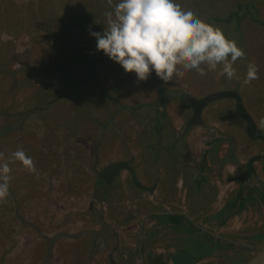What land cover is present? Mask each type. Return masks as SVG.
<instances>
[{"label": "rangeland", "instance_id": "obj_1", "mask_svg": "<svg viewBox=\"0 0 264 264\" xmlns=\"http://www.w3.org/2000/svg\"><path fill=\"white\" fill-rule=\"evenodd\" d=\"M183 1L176 0L185 9ZM203 1L204 4L197 2L200 10L209 14L214 11L213 4L218 0ZM117 2L113 0L114 4ZM42 5L59 14L56 29L60 24L63 27L64 21H60L63 16L90 12L85 23L91 25L85 27L84 36L80 38L82 44L76 45L81 54L72 57L69 54V47L76 43L75 32L56 39L53 29L46 30L43 25H36L28 18L27 12ZM258 5L261 8L256 14L257 22L247 18L249 37L243 36V42H237L246 53L245 58L238 59L234 64L239 78L246 76V63L255 62V56L264 54V0H259ZM111 10L112 6L108 5L107 0H0V152L7 158L12 152L23 149L36 167L33 173L19 161L10 163L12 179L9 196L0 202V264H38L42 258L44 263L41 264H74L72 236L87 230L101 232L104 227L119 234L120 255L134 256L132 245L133 242L137 243L139 220L150 212L151 196L148 193L143 196L136 190L137 195L128 196L131 202L122 205L121 212L112 214L105 210V207H109L102 203V196L92 195V190L85 187L88 184L91 188V183L92 188L95 187L93 172L86 169L95 160L93 152L97 135L93 127L106 123L110 118L114 123L110 132L113 138L106 141V152L103 153V150L100 153L101 167L111 160L134 156L135 160L146 161L143 172L147 178L153 182L163 181L167 188L172 186L174 189L173 161L169 160H180L183 152L181 145H173L178 137L172 135L171 129L176 128L180 132L183 127L181 109L184 100L178 92L184 90L187 82L192 93H196L194 83L202 88L201 94L224 88L222 80L227 77L220 74L222 65L216 71H208L203 77L195 71L187 72L169 84H164L155 72L147 81L137 82L135 73L125 72L103 51L96 50V38L89 33L90 28L94 32L103 31L106 20L104 12ZM199 18L207 21L205 17ZM94 19L100 27L93 28ZM231 30L228 26L226 34L231 35ZM60 62L64 72L69 66L73 68L71 76L55 71L60 68L57 65ZM29 66L36 69L33 73L31 70L30 75L26 73ZM75 77L86 79L90 84H84L77 93L74 83L69 88H63V83ZM202 78L206 79L199 81ZM262 88L264 85L252 84L251 99ZM60 92L64 94L57 96ZM163 92L166 97L161 99ZM40 101L44 104L41 107H45V104H50V107L27 116L32 106ZM247 101L254 102L250 97ZM81 102L84 106L82 111L79 109ZM77 104L80 111H75ZM221 106L228 111L226 102H222ZM159 112L167 113V126L170 127L165 132L160 128L163 132L159 135L160 140L146 131ZM227 117H231V114ZM206 121L213 126L212 117L207 115ZM236 123L240 125L239 121ZM243 130V127L240 128L242 135ZM96 131L100 133L99 129ZM139 134L144 136L140 137ZM172 145L176 149H171ZM146 152L148 154L144 156ZM240 157L246 159L243 153H240ZM135 172L139 180L146 183L142 171L135 168ZM124 192L126 197L130 195L126 190ZM158 194L156 196L160 197ZM92 200L95 204L91 215L87 210ZM135 204L138 206L134 208ZM61 232L66 236L54 243V250L44 259L48 239ZM87 239L94 245L99 244V238L93 235ZM188 241L191 251H206L207 247L200 245L201 242L195 239ZM145 249L146 253L148 247ZM104 254L97 259L108 264ZM229 255V252L220 255L221 259L226 257V264H236L241 260L235 255L236 260L232 262ZM132 259L139 261V258ZM243 260L241 264L247 261V256Z\"/></svg>", "mask_w": 264, "mask_h": 264}, {"label": "flooded vegetation", "instance_id": "obj_2", "mask_svg": "<svg viewBox=\"0 0 264 264\" xmlns=\"http://www.w3.org/2000/svg\"><path fill=\"white\" fill-rule=\"evenodd\" d=\"M258 1L218 0L213 4L214 11L209 14L200 10L197 2L204 4L203 0H184L183 5L185 9L195 12L199 17L207 18V23L219 27L229 39L240 44L243 42V36L249 37L247 35L249 33L247 18L250 17L256 22L258 20L256 14L261 8ZM222 4L227 6L223 7ZM228 26L232 29L231 35L226 34ZM248 42L250 43L249 39ZM249 47L250 44L247 49ZM255 58L254 63L258 66L259 79L253 80L250 85H243L244 78H233L230 83H228L229 79L225 78L222 80V84L227 89L219 88L201 94L202 88L199 87L198 83H194L193 88L196 93H192L187 82L184 90L178 92L184 100V107L181 109L183 127L180 128V132H178L179 129L172 127L171 129L172 135L178 137L173 145H181L183 152L180 155V160H169L173 161L174 189L172 186L167 188L163 181L153 182L147 178L143 172L146 161L135 160L134 156L111 160L101 167L100 153L103 150V153L106 152L105 149L108 147L105 143L111 137L113 138V133L110 132L114 128V123L110 118L106 123L93 127L97 135L93 152L95 160L86 169L93 172L92 179L95 182V187L92 188V183L91 188L88 184H85V187L92 190V195L95 193L102 196V203L109 207H105V210L112 214L115 211H122L121 206L131 202L128 196L137 195L136 190L143 196L147 193L150 194L152 201L150 212L139 220L138 231L134 230L138 235L137 243L133 242L132 245L134 256L120 255L122 248L119 234L113 230H107L108 227H104L101 229L103 232L87 230L72 236V240H74L72 248L76 259L74 264L77 262L81 264H105V262H99L97 259L103 253H105L103 256H106L105 261L108 264H129V262L131 264H174L176 257L179 259L178 264H226L227 261H224L226 257L223 256L224 259L220 257L226 252L231 255L228 258L232 262L236 260L235 255L241 257V260L237 261L236 264L243 263V258L247 256V261L244 263L247 264L264 250V141L248 136L246 132L247 123L238 113L236 101L232 98L217 100L209 104L202 111L200 123L188 126L194 115L192 99H200L219 90H235L242 97L245 108L257 127L264 132V128L261 127V121H264V88L254 93L257 94L255 98L252 96L254 102L249 103L247 101L249 97L252 100L250 96L252 84L264 85V54L255 56ZM72 69L69 66L64 72L60 66L55 71L71 76ZM239 72L241 73V71ZM205 79L202 78L199 81ZM89 82L77 77L69 78L65 84L63 83V88H69V85L74 83L77 93L78 89L84 84L89 85ZM63 94L64 92H60L57 96ZM163 95L166 97L165 92ZM222 102L227 103L228 111L222 109ZM37 107H41V105L32 106L31 110L27 112V116L31 115L30 112ZM49 107L50 104H45V107H41L43 109H36L33 113L45 111ZM119 109H121L120 106ZM229 113L231 117H227ZM207 115L212 117L213 126H210L206 121ZM237 121L240 125H237ZM221 126L224 128L222 129ZM242 127L244 129L243 135L240 131ZM169 128L167 125L164 127L166 131ZM98 129L100 133H97L96 130ZM117 130L119 134L120 126ZM139 136L143 137L144 135L139 134ZM173 145L171 149H176ZM239 150L240 153L246 155L245 160L241 159ZM146 154L148 152L144 156ZM258 156L260 158L250 163L252 157ZM118 161H131L130 165L134 171L135 168L142 171L146 183L140 182L146 187H155L153 192L150 193L146 189L136 187L130 170L127 169L121 170L111 184H107L105 180L99 177V172ZM121 182L123 183L120 184ZM124 190L130 195L126 197ZM158 193L160 197L156 196ZM94 204L93 200L88 204L87 211L91 215L94 211ZM137 206L138 204H135L133 207ZM90 235L99 238L98 245L88 241L87 238ZM64 236L66 234L61 232L48 239V250L44 259L54 250V243ZM187 238L190 241L195 239L197 242H201L200 245L207 247L206 251L199 253L196 250L191 251L190 242ZM146 247L148 250L145 253ZM82 250H84L83 253H81ZM86 251L90 254H86ZM185 254H188L189 259L184 256ZM132 258H139V261ZM41 263H44L43 258L38 262V264Z\"/></svg>", "mask_w": 264, "mask_h": 264}, {"label": "clouds", "instance_id": "obj_3", "mask_svg": "<svg viewBox=\"0 0 264 264\" xmlns=\"http://www.w3.org/2000/svg\"><path fill=\"white\" fill-rule=\"evenodd\" d=\"M111 11H105L102 32L89 29L96 38V50L103 51L127 73H135L137 82L147 81L155 72L164 82L195 71L201 77L222 65L221 75L239 79L234 64L246 57L237 42L222 29L185 10L176 0H107ZM259 79L258 66L247 65L243 85ZM264 128V121H261ZM19 161L29 172H36L33 159L23 149L7 158L0 152V202L9 196L12 176L10 163Z\"/></svg>", "mask_w": 264, "mask_h": 264}, {"label": "water", "instance_id": "obj_4", "mask_svg": "<svg viewBox=\"0 0 264 264\" xmlns=\"http://www.w3.org/2000/svg\"><path fill=\"white\" fill-rule=\"evenodd\" d=\"M226 98H232L236 101V109L238 113L241 115V117L246 121L247 123V129L246 132L250 138L253 139H261L264 141V132L260 130L255 121L252 119L250 114L247 112L245 105L243 103L242 97L240 94L235 90H219L217 92L208 94L207 96L200 98V99H192V107L194 109V115L193 118L189 121L188 126L199 124L202 118V111L203 109L208 106L209 104ZM36 109H43L41 107L34 108L30 113H33ZM260 158L258 157H252L250 159V163H252L255 159ZM131 161H118L113 164H110L107 166L104 170L99 172V177L107 182V184H111L112 181L115 179V177L118 175V173L121 170L127 169L130 170L133 183L136 187L146 189L150 193L153 192L155 187H149L144 186L138 177L136 176V173L133 169V167L130 165ZM58 237V236H57ZM53 241V240H51ZM184 254V253H183ZM186 258L189 259L188 254L184 255ZM183 260V259H182ZM179 259L176 257L174 259V264H178ZM264 263V250L261 251L259 254H257L254 258H252L247 264H263Z\"/></svg>", "mask_w": 264, "mask_h": 264}, {"label": "trees", "instance_id": "obj_5", "mask_svg": "<svg viewBox=\"0 0 264 264\" xmlns=\"http://www.w3.org/2000/svg\"><path fill=\"white\" fill-rule=\"evenodd\" d=\"M26 14L28 15L29 19H31L33 22L36 23V25H38V24L43 25V27L46 30L53 29L54 30V37H56V39L61 38V36H62V38H64L65 36L63 34L68 35L70 32H75L77 34L76 43L71 44L70 47L72 50L69 47V54L71 57L74 54H81L80 49H76V45H78L77 43L82 44L80 38H83V36H84L83 34H84L85 27L88 25H91L89 23L88 24L85 23V20L88 17V15L90 14V12L86 13V12L82 11L78 14L72 13V15L68 14L67 16H63L60 21H64V25L62 27L60 24L58 29L55 28V24L57 23L56 21L59 20V14H57L56 11L52 10V8H50V7H49V9H46L44 7V5L38 6L37 9H33V10L27 12ZM98 27H100V25H98L97 20L94 19L93 28H98ZM72 51H73V53H72ZM61 64H62V62H60L58 64V66H60ZM89 67H90V64H89ZM31 70L33 73L36 69L31 68L29 66L26 73L30 75ZM163 94H164V92L161 94V96ZM164 97H165V95H163V98H161V99H164ZM39 105L44 106V104L41 101L39 102ZM85 106H87L86 103H85ZM83 107L84 106H82V102H81L79 109L82 111ZM75 108H76L75 111H80L78 109V104ZM159 113L160 114H158L155 117L154 123L152 122L153 124L151 123V125L146 130V131H149L153 136L155 135L156 137H158V139H159V135L161 136V134L163 133L161 131V129H164V127L169 122L168 121V115L166 112H163V113L159 112ZM164 132H165V129H164ZM149 149L152 152L153 149L151 146Z\"/></svg>", "mask_w": 264, "mask_h": 264}, {"label": "bare ground", "instance_id": "obj_6", "mask_svg": "<svg viewBox=\"0 0 264 264\" xmlns=\"http://www.w3.org/2000/svg\"><path fill=\"white\" fill-rule=\"evenodd\" d=\"M264 264V263H263Z\"/></svg>", "mask_w": 264, "mask_h": 264}]
</instances>
